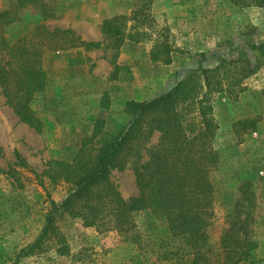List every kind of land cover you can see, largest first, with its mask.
I'll return each mask as SVG.
<instances>
[{
  "label": "rangeland",
  "instance_id": "374dc122",
  "mask_svg": "<svg viewBox=\"0 0 264 264\" xmlns=\"http://www.w3.org/2000/svg\"><path fill=\"white\" fill-rule=\"evenodd\" d=\"M54 17L43 20L26 5L6 15L2 31L14 42L35 26L72 29L98 47L47 52L44 90L31 102L42 129L19 121L0 88V264H188L173 251L167 223L152 211L133 214L135 240L116 231L87 227L79 218H56V233L17 258L39 236L51 201L60 204L69 183L54 181L53 161L72 162L87 150L93 123L104 119L115 132L124 124L125 103L150 99L172 87L190 69L208 67L212 55L246 52L257 66L237 98L208 99L218 124L217 166L210 172L211 215L205 253L212 264H231L225 248H249L237 264H264V55L247 43L264 42V7L246 0H43ZM16 0H0V13ZM203 59V60H202ZM159 133L141 141L111 181L123 197L137 194L134 169L148 160ZM18 151L26 166L19 164ZM20 184V185H19Z\"/></svg>",
  "mask_w": 264,
  "mask_h": 264
},
{
  "label": "trees",
  "instance_id": "16d2710c",
  "mask_svg": "<svg viewBox=\"0 0 264 264\" xmlns=\"http://www.w3.org/2000/svg\"><path fill=\"white\" fill-rule=\"evenodd\" d=\"M16 1L0 13V88L19 121L40 132L41 122L30 104L47 82L43 56L79 46L95 48L99 43L81 39L72 29H49L44 24L9 42L1 27L6 15L13 13L12 19L16 18V11L29 5L38 10L43 20L54 17L43 0ZM246 1L264 7V0ZM247 47L264 55V42L249 41ZM212 58L208 67L201 61L198 68L188 70L168 90L147 100L127 101V121L118 124L115 132L104 128V119L96 120L87 137V150L82 148L72 162L53 161L49 173L54 181L69 183V190L60 204L51 201L39 236L17 258L39 248L56 233L57 216L67 214L79 218L84 227L116 231L123 240L134 241L133 214L148 209L166 221L172 240L181 242V247L173 250L176 255L186 256L188 264H212L204 248L212 213L209 175L218 163L214 148L218 124L208 99L221 92L237 98L243 90V80L257 68L243 51L237 58ZM154 132L159 137L149 150L148 160L134 169L138 192L125 198L111 181L110 173L123 170L131 151ZM14 154L17 162L26 166L19 152ZM8 164L7 169L0 168V173L16 178L15 170ZM225 251L233 254L231 264L249 256V248Z\"/></svg>",
  "mask_w": 264,
  "mask_h": 264
}]
</instances>
